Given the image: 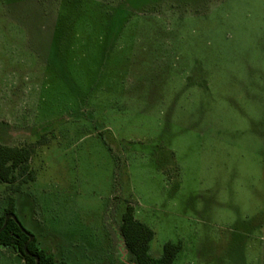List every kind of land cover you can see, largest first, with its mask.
Instances as JSON below:
<instances>
[{"label": "rangeland", "instance_id": "rangeland-1", "mask_svg": "<svg viewBox=\"0 0 264 264\" xmlns=\"http://www.w3.org/2000/svg\"><path fill=\"white\" fill-rule=\"evenodd\" d=\"M36 143L0 216L58 261L134 264L132 206L155 259L264 264V0H0V144Z\"/></svg>", "mask_w": 264, "mask_h": 264}, {"label": "trees", "instance_id": "trees-1", "mask_svg": "<svg viewBox=\"0 0 264 264\" xmlns=\"http://www.w3.org/2000/svg\"><path fill=\"white\" fill-rule=\"evenodd\" d=\"M38 143L23 147H10L0 144V182L12 185L19 192L23 185L37 179L36 171L31 166V160L36 153ZM41 145V144H40ZM15 215L14 200L10 201L4 215L0 216V246L13 248L19 252L25 264H66L58 261L55 255L39 247L36 239L18 220L8 215ZM121 234L133 257L134 264H174L182 250V244L167 243L162 257L155 259L150 255V243L154 232L146 224L135 218V210L128 206L123 215Z\"/></svg>", "mask_w": 264, "mask_h": 264}, {"label": "water", "instance_id": "water-1", "mask_svg": "<svg viewBox=\"0 0 264 264\" xmlns=\"http://www.w3.org/2000/svg\"><path fill=\"white\" fill-rule=\"evenodd\" d=\"M10 218H13L14 220H17L16 216L13 215V214L7 216V220L10 219ZM33 239H34V237H31V240H33Z\"/></svg>", "mask_w": 264, "mask_h": 264}, {"label": "crops", "instance_id": "crops-1", "mask_svg": "<svg viewBox=\"0 0 264 264\" xmlns=\"http://www.w3.org/2000/svg\"><path fill=\"white\" fill-rule=\"evenodd\" d=\"M111 249V248H110Z\"/></svg>", "mask_w": 264, "mask_h": 264}]
</instances>
